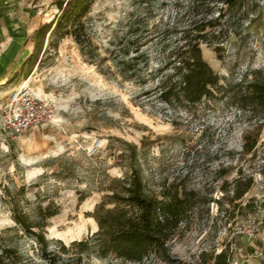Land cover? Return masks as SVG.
I'll return each instance as SVG.
<instances>
[{
    "label": "rangeland",
    "instance_id": "1",
    "mask_svg": "<svg viewBox=\"0 0 264 264\" xmlns=\"http://www.w3.org/2000/svg\"><path fill=\"white\" fill-rule=\"evenodd\" d=\"M54 1L0 0V99L27 80L52 107L50 120L20 134L4 129L0 117V253L15 245L22 254L15 264H50L13 216L21 209L38 219L39 205L48 204L59 209L45 226L56 248L55 264H212L222 249L241 246L246 255L245 242L264 241L263 117L222 99L204 101L193 111L173 112L155 100L141 106L135 101L138 86L123 80L110 58L108 48L131 13L150 5L152 21H158L173 12L174 0H96L91 16L97 58L90 60L67 36L26 74L22 61L33 51L35 29L55 17ZM259 1L246 22L244 43L232 37L223 58L202 43L204 57L222 76L238 79L248 68H264V0ZM248 132L258 142L246 152ZM132 165L152 191L172 183L198 191L193 212L170 240L174 260L87 252L77 259L76 249L63 251L57 239L70 246L97 230L91 213L111 191L112 178L129 173ZM249 175L252 187L232 199L236 178ZM9 259L0 257V264H14Z\"/></svg>",
    "mask_w": 264,
    "mask_h": 264
},
{
    "label": "trees",
    "instance_id": "2",
    "mask_svg": "<svg viewBox=\"0 0 264 264\" xmlns=\"http://www.w3.org/2000/svg\"><path fill=\"white\" fill-rule=\"evenodd\" d=\"M95 1L55 0V17L35 29L33 51L22 61L21 70L25 68L28 74L42 61L41 54L49 46H57L67 36H72L83 54L95 60L98 45L93 37L91 16ZM149 1L148 4L152 2ZM163 4L167 5L165 1ZM260 5L259 0H174L173 12L158 21H152L155 13L149 5L144 11L130 14L108 52L122 79L138 86L135 101L141 106L147 100H155L173 112L193 111L204 101L211 104L222 99L242 111L250 109L259 113L262 123L264 68H248L238 79L222 76L204 57L202 49L205 42L223 58L226 43L232 37L237 39L235 43H244L248 37L246 22ZM172 121L177 122L176 119ZM257 142V137L250 141V132L246 133L245 151H252ZM253 183V175L245 180L238 176L232 199L242 198ZM110 190L91 213L98 223L97 230L73 240L71 247L57 239L60 248L63 251L76 249L77 259L87 252L102 258L115 256L122 260L143 261L154 255L173 261L170 240L180 224L189 219L198 191L176 183L152 191L135 165L129 173L114 176ZM247 204L252 205V201ZM58 210L48 204L39 205L38 219L21 209H15L13 215L17 224L39 243L41 254L50 264L56 263L57 252L51 246L45 226L47 218ZM6 255L14 264L22 259L15 245H5L0 257ZM212 264H231L228 250L215 253Z\"/></svg>",
    "mask_w": 264,
    "mask_h": 264
},
{
    "label": "built area",
    "instance_id": "3",
    "mask_svg": "<svg viewBox=\"0 0 264 264\" xmlns=\"http://www.w3.org/2000/svg\"><path fill=\"white\" fill-rule=\"evenodd\" d=\"M1 126L13 133H24L30 128L52 118V107L49 100L41 96L29 81L14 86L5 98L0 99ZM100 139L95 141L94 152ZM264 239V236H263ZM245 256L243 247H235L229 252L231 264H242Z\"/></svg>",
    "mask_w": 264,
    "mask_h": 264
},
{
    "label": "crops",
    "instance_id": "4",
    "mask_svg": "<svg viewBox=\"0 0 264 264\" xmlns=\"http://www.w3.org/2000/svg\"><path fill=\"white\" fill-rule=\"evenodd\" d=\"M246 255L242 258V264H264V241L251 239L245 242Z\"/></svg>",
    "mask_w": 264,
    "mask_h": 264
}]
</instances>
